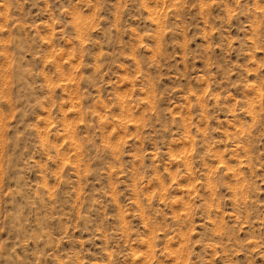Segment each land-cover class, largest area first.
Masks as SVG:
<instances>
[{"label": "rangeland", "instance_id": "1", "mask_svg": "<svg viewBox=\"0 0 264 264\" xmlns=\"http://www.w3.org/2000/svg\"><path fill=\"white\" fill-rule=\"evenodd\" d=\"M0 264H264V0H0Z\"/></svg>", "mask_w": 264, "mask_h": 264}]
</instances>
